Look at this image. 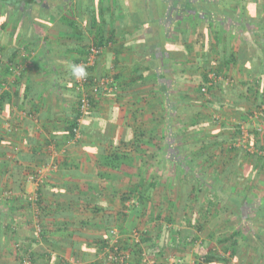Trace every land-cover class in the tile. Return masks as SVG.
Here are the masks:
<instances>
[{
    "label": "crops",
    "instance_id": "crops-1",
    "mask_svg": "<svg viewBox=\"0 0 264 264\" xmlns=\"http://www.w3.org/2000/svg\"><path fill=\"white\" fill-rule=\"evenodd\" d=\"M249 1L264 5V0ZM183 3L181 0L178 5ZM193 7L200 11L203 2L195 0ZM19 8L13 1L0 0V93L7 91L10 95L0 105V264H19L14 248L18 242L35 253L33 264H85L82 221L92 225L84 228L85 234L102 236L106 230L116 228L118 237L125 239L128 231L125 223L130 211L125 210L120 198L128 185L133 187L134 184L125 175L110 179L97 176L96 150L103 147L107 139L113 140L116 150L133 155V171L142 174L145 185H149L151 176L158 175V187L152 195L162 204L158 208L160 224L169 221L167 227L171 230L172 222L182 226L186 222L189 227H181L183 229L176 232L182 241L197 233L204 240L206 251L228 258L227 262L213 264H264L263 226L248 222L243 216L230 218V211L219 214L217 209L207 205L211 212L206 215L202 212V216L195 214L201 219L198 223L190 218L195 199L188 200V194L182 193L191 178L187 173L200 171L196 175L199 180L213 184L222 168H228L235 158L233 154L226 157L231 146L228 142L213 149L215 142L229 135L224 128L236 123L233 107H229L228 99L220 97L218 90L206 93L204 100L198 102L189 93L196 88L193 85L200 79L198 74H194L193 69H186L185 75L182 73L186 63V67L188 63L199 65L196 73H200L204 65L225 66L223 52L232 51L237 40L229 29L230 24L220 21L218 29L211 30L210 21L200 12L194 13L196 17L180 13L179 17H171V33H163L150 20V14L153 21L158 20L157 7L150 0H36L29 10ZM82 8L86 11L85 18ZM92 9L110 15L109 24L103 25L101 18L97 19L102 39H93L97 30L90 29ZM12 10L17 11V20L11 18ZM69 22L76 27L72 28ZM185 26L192 30L189 42L184 43ZM93 42H102V51L94 63L84 66L87 49ZM205 42L207 49L203 48ZM240 48L243 60L256 54L245 45ZM12 61L23 66L15 93L10 73L5 72V66ZM79 64L85 70L90 69L95 77L112 75L116 79L117 97L100 99L92 114L81 119L80 135L72 141L68 123L78 113L80 92L71 72ZM155 73L160 83H164L163 74L172 73L164 80L170 88L169 97L161 93L151 96L157 87L150 86L146 78L153 79ZM227 73L235 76L237 70L230 69ZM206 101L207 108H201L203 111L183 109L202 106ZM219 102L223 105L220 110ZM199 119L207 124L206 128L199 125ZM82 124L88 128L85 132H82ZM198 139L210 140L211 146L191 147ZM187 146L189 156L185 153L178 156L181 165L174 159L167 160L168 153L177 149L182 152ZM209 154L215 155L217 161L201 157ZM15 161L24 165L35 163L38 167L48 163L56 165V171L47 173L40 188L42 211L37 213V218L34 210L21 199L16 200L20 193L11 194L13 182L8 177V168L15 166ZM236 166L245 178L250 169L248 162L239 160ZM263 182V176L257 174L251 183L257 187L252 186L253 192L246 198L250 206L264 192ZM25 190L31 188L26 186ZM204 216L207 219L203 221ZM107 218L112 223L106 222ZM36 219L41 227L40 235L35 232ZM193 224L200 225L201 230ZM130 226L133 227V222ZM236 230L240 237L232 248L234 256L228 257V242L224 240ZM170 246L173 248V244ZM182 247L175 255L179 264H186L185 259H190L186 248L190 247L187 243ZM74 248L80 250L77 256L71 257L70 251ZM192 256L188 264H195L199 259ZM169 263L172 264L171 260Z\"/></svg>",
    "mask_w": 264,
    "mask_h": 264
},
{
    "label": "trees",
    "instance_id": "trees-1",
    "mask_svg": "<svg viewBox=\"0 0 264 264\" xmlns=\"http://www.w3.org/2000/svg\"><path fill=\"white\" fill-rule=\"evenodd\" d=\"M150 1L153 5H156L158 17L157 21H153V14H150V20L153 23L155 22L157 30L159 29L163 33L165 31L168 34L171 33V28L173 26V22L171 21L172 15H174V17H179L180 13H185L186 15L193 14V16L196 17L194 13L200 12L201 15L205 16V18H208V20L210 21L208 23V27L211 30H217L219 22L222 21L230 24L229 29L236 35L237 40L236 43H234L235 47L232 49V51L223 52L225 66H222L221 68H214L204 65L202 71H199L200 73H196L199 65L192 64L190 66L188 63L186 67V63L185 66H183L184 71L182 70V73L184 75L187 74L186 69H193L195 70L194 74H198V78H200L199 81L195 85H193L196 88L189 93H192L196 100L198 102H201L202 100H204L203 98L206 93L212 94L216 92V90L220 91V97L222 99H228L229 107H233V114L235 115L236 123H232L231 125H229V127L226 126V128L223 127L225 129L224 131H229V135L226 137L224 136L220 141L215 142V147H213V149H216V147H221V144H226L227 142L228 145H231L230 149L227 150L229 154H227L226 157L233 154L235 158H233L234 160L231 159V164L228 166V168H225L224 166L227 165L223 164V167L225 169L222 168V171L218 173L219 177L216 178V181L213 184L203 183L202 181H200L199 177L196 176L200 171H196L193 173L192 171L190 172V170L187 171L190 172L187 173V175L189 177L191 176V178H189L187 184L183 186L182 193L188 194V200L195 199V201L192 202L195 203L194 207H192V216H195V214L199 215L200 213L198 212V210H200L201 208L202 209L200 211L204 212L205 214H210L211 211L208 207H213L215 210H218L219 214L230 211V218L237 219L239 218V216H243L244 218H246V221H253L254 224L256 223L264 227V192L260 193L258 201L252 206H250L251 204L249 202L246 203V198L250 194V191L253 192V188L255 189L257 187L251 184L255 180L256 175L259 174L264 178V5L251 3L249 0H200V3L203 2V8L200 9V11H197L196 8L193 7L195 0L193 2L191 0H183L184 3L182 4V6L178 5L179 3H181V0ZM30 2L33 4L35 1L31 0ZM84 9L85 8H82L83 18H85L86 12ZM15 12L17 11L12 10L10 16L12 19L15 18V20H17L18 15H16ZM4 13L5 12L3 11L1 14L2 18L4 17ZM98 17L101 18L99 20L103 22L102 24L104 25L109 24L108 19L110 18V15L106 12H103L102 10H91L89 18L90 29L97 30L93 38L94 40L95 37H97L98 39L103 38L102 29L100 30L98 26L99 24H97V22L100 23V21L97 20ZM259 20H261L262 23H260ZM69 24L70 26H72V28L76 27V25H73V22H69ZM185 27H183L182 34L184 43L189 42V37L192 30V28L188 26ZM112 35L113 34L109 33L110 37H112ZM101 44L102 42H93L92 46L101 48ZM240 45H245L251 49H254L253 51L256 54H253L252 57H249L248 60H243V57L240 55ZM203 48L207 49V42L204 43ZM88 50L89 47L87 49V52ZM234 68H236L238 76L237 73L235 74V76L227 75V72H229L230 69L233 70ZM5 72L7 75L9 74V69L6 66ZM84 73L85 75H90L88 76V78H86L88 79L87 81L92 84L95 75L88 68ZM169 75H172V73H167L166 75L163 74L161 76L164 83H160V80L157 77L156 73L153 79L149 80V77L146 78L147 82H151L150 86L157 87L156 90L150 93L151 96H158V93L168 95V90L170 88L164 80L165 78L169 79ZM71 76L73 80V70L71 72ZM103 76H111L116 82V79L112 75L104 74ZM21 78L22 75L16 77V79L13 81V93L16 92L15 88L18 84L17 82ZM138 78H140L139 80H142L141 77ZM203 88H206V93L202 91ZM116 92L112 95L96 93L95 95L90 96L88 98L89 107L83 117L85 118L92 114L93 109L96 107L97 102L100 99L117 97ZM189 93L187 92V95ZM9 97V92H1L0 105H2L1 103H3L4 100ZM207 102L208 101H206V103H202V106H185L183 109L188 111L197 108L200 111H203L201 110V108L206 109L207 106L205 105L207 104ZM219 103L221 104V102ZM221 107H223L222 104L220 105V107H218V109L220 110ZM79 116L80 115L78 111L73 120L68 123L69 132H71L74 127H78L79 131L81 130L79 128V124H77ZM199 120L201 121V119ZM243 124L248 127V129H246L247 138L245 143H243L242 141ZM199 125H202L206 128L207 124L201 121ZM86 129H88L87 126L82 124V132H85ZM209 141L210 140L207 139H198V141L196 142L193 141L192 145L190 146L195 147L198 145L200 148H206L208 145H210ZM189 148V146L185 147L182 152H179V149H177L176 151L173 150V152L167 154L166 157L168 159H166L170 161H172L173 159L178 161L180 160L178 156H182L183 153L189 156ZM96 151L98 152H95L97 160V176L101 179H110V177H118L120 175L127 176L134 185L133 187L128 185V189L123 194H121L120 199L122 201L123 207L125 208V205L127 206L130 201H133L131 203V207L127 206L129 207L127 210H133L136 217H138L140 220V216L142 215L143 217L147 218V222H154L153 227L156 228V231L152 232L148 229H144L141 233V228L134 225L136 223L135 220L133 222V227L135 226V229L132 231V233H137L136 241L134 237L132 238L131 235H128L125 239L116 238L114 236L117 230L116 228H111L109 231L106 230V232L102 236L93 237L91 235L85 234V232L83 231L84 228H86L87 226L91 227L92 225L82 221V253L85 264H87V262L88 264H147L146 262H144L145 255L143 254V251L141 249L142 244H152L155 246L154 249H152L151 253L153 257L152 261H154V264L169 263L170 257L166 256V254L169 255V251H172V249H174V251L183 250L182 246H184L187 242L191 243L194 238H189L190 235H188L186 242L182 241V238L179 236V234L173 233L171 230H169L166 224H163V222L161 225L155 224L156 221L161 220V217H159V214L157 212H145V210L149 208L153 209V211H157L158 208L161 207L160 205H162L156 202L152 195V191L158 187V175L156 174L154 177L151 176L149 185H145L144 179L141 178L142 174H140V172L136 170L133 171V155L130 157L128 154L120 152L121 150H116L113 147V140L111 141L107 139L104 143V146L100 149H97ZM201 157L205 160L208 159L207 161H217L215 155H201ZM239 160H245L246 162L251 164L249 165L250 169L247 172L245 178L243 177L244 174L239 173V171L236 169V164H238ZM177 163L181 165V161H178ZM14 165L15 166H10L8 168V177H11L13 182V186L11 187L12 193H10L14 196L15 193H20L21 196L17 197L16 200L21 199L20 201L23 202V204H26L33 210V208L30 206L31 204L28 203L25 199V175L26 171H28L29 168H35L38 167V165H36L35 163H33L32 165H24L19 161H15ZM189 167L190 165L187 167V169ZM214 170L217 174V169L214 168ZM146 174H149V172H146ZM216 174L213 175L215 176ZM214 176H212V178H214ZM206 192H211L214 195V199L208 201V207H205L204 205H202L201 207L202 197ZM41 209L42 205L39 195L38 201L36 203L37 213H41ZM250 211L252 213H250L251 215L249 214ZM202 218L204 221L205 216ZM105 220L108 223H112L110 218H107ZM199 226H196L197 230H201V227ZM239 237V231L236 230L231 235L227 236V238L224 240L228 242L227 251H230L228 257L234 256V254L232 253V248L236 246V240ZM129 238H131L132 240H130ZM262 239L264 240V238ZM111 241L114 242L112 243ZM85 244H87L88 246L83 248ZM172 244L173 248L170 246ZM202 246L205 248L204 243H202ZM155 249L157 250L156 253H154ZM78 250L80 249H72L70 251L71 257L77 256V252H79ZM30 255L33 264L34 258L32 257L35 256V253L32 252ZM115 259L118 260L116 261ZM227 260V257H224L222 255H214L209 251H206V255L201 259H197V262L195 264H213L214 262L224 263L227 262ZM176 262H178V259L174 262V264H176Z\"/></svg>",
    "mask_w": 264,
    "mask_h": 264
},
{
    "label": "built area",
    "instance_id": "built-area-1",
    "mask_svg": "<svg viewBox=\"0 0 264 264\" xmlns=\"http://www.w3.org/2000/svg\"><path fill=\"white\" fill-rule=\"evenodd\" d=\"M102 51V48H96L94 46H90L88 50V59L87 62L84 64V66H88V64L94 63V59L96 56H98ZM23 56V55H22ZM25 56V55H24ZM82 64H79L75 66L74 68V83L76 87L79 89L80 96L78 98V111H79V119L77 120V124L80 123L81 119L85 115L86 111L89 107V101L88 98L90 96L95 95L96 93H104L106 95H112L117 91V85L114 79L111 76H99L94 77L92 84L89 83L87 80L88 75H85V68ZM6 67L9 69L10 78L12 81L16 79V77H19L21 74V70L23 69V66L20 65L17 62H10L7 63ZM87 77V78H86ZM202 91L206 93V88H203ZM243 129V128H242ZM73 138L72 141L77 140L79 137V129L78 127H74L72 129ZM243 137L242 141L245 143L247 134L246 131L243 129ZM56 171V165L54 164H45L39 167L35 168H29L28 171H26L25 175V182L26 186L30 187V191H26L25 193V199L28 203H30L31 207L34 210V215L37 218V211H36V203L39 198V191L42 187L43 183L45 182V178L48 172ZM133 201H130L128 205H130ZM34 228L37 235L40 234L41 227L39 223L37 222V219L34 221ZM135 241L137 238V233H134L133 235ZM14 248L17 252V257L19 264H32L31 260V253L32 251L28 248L24 247L23 243H16L14 245ZM157 250L154 251L156 253ZM196 252L199 254L200 259L206 255V251L202 245H196ZM116 261L118 259H115ZM148 259L144 260L147 264H151Z\"/></svg>",
    "mask_w": 264,
    "mask_h": 264
},
{
    "label": "rangeland",
    "instance_id": "rangeland-1",
    "mask_svg": "<svg viewBox=\"0 0 264 264\" xmlns=\"http://www.w3.org/2000/svg\"><path fill=\"white\" fill-rule=\"evenodd\" d=\"M243 129L246 131V129H248V127L245 124H243ZM248 165H250V163H248ZM168 193H171V192H168ZM203 199H204V202H203L202 205L205 206V205L208 204V201H211L212 199H214V195L211 192H206L203 195ZM127 206L131 207V204L130 205L127 204ZM127 206L125 205V208H126L125 210H127L129 208ZM191 207H193V206H191ZM145 212H153V213L157 212L158 213V210L157 211H153V209L149 208V209L145 210ZM190 213H192V212H190ZM199 213L200 214L198 216L203 215L204 212L202 213V211H200ZM192 215H193V213L190 214V218L191 219H194L195 221L198 222L199 221L198 217L196 218L195 216L193 217ZM204 215H206V214L204 213ZM174 217H176V216H174ZM140 218H141V220L138 217H136L135 212L133 210L130 211V216H129L128 219H126L127 221L125 223V226H127L126 229H128V231L125 233V235H126L125 238H127L128 235H131L132 238H133L134 233H132V231L135 229V226H138V227L141 228V233L143 232L144 229H148V230H150L152 232L156 231L155 230L156 228L151 226L153 224V222H147L148 221V220L146 221L147 218L143 217L142 215L140 216ZM135 220H136V223L134 224L135 226L133 228H132V226L129 227V224H132V222H134ZM194 220H191V221H194ZM205 220H206V218H205ZM162 222L166 223V226L169 225V222H166V221H162ZM155 224H160V223H159V221H156ZM183 225H185V226H182L178 222H175V223L172 222L170 229H171V231L173 233H176V232H178L177 229H180V230L183 229L181 227H184V229L186 227H189V226H187L186 222ZM197 225L196 224L195 225L193 224V227H196ZM153 226H154V224H153ZM118 235H119L118 230H116V233L114 234V236L116 238H118V239L122 238V237H118ZM190 236H191V238H194V240L191 243L187 242V247H190V248H186V250L188 252V256L190 257V259L189 258L188 259L187 258L185 259V261H186L185 263L186 264L189 263V260H191V257H193L192 255H196V257H199V258L201 257L196 252V245H202V243H204V240L201 238V235H197V233L196 234L193 233V235L191 234ZM129 239L132 240L131 238H129ZM111 242L113 243L114 241H111ZM154 247L155 246L152 245V244H142L141 249H142V251L145 254V259H148V260H151L152 261V258L153 257H152V254L151 253H152V249H154ZM205 251H206V249H205ZM175 254L176 253H175V251L173 249H172V251H169V255L166 254V256L170 257L169 259L171 260L172 264H174V262L177 260ZM151 261H149V262L151 263ZM167 264H171V263H167ZM176 264H179V263L176 262Z\"/></svg>",
    "mask_w": 264,
    "mask_h": 264
},
{
    "label": "flooded vegetation",
    "instance_id": "flooded-vegetation-1",
    "mask_svg": "<svg viewBox=\"0 0 264 264\" xmlns=\"http://www.w3.org/2000/svg\"><path fill=\"white\" fill-rule=\"evenodd\" d=\"M11 1H13V3L15 5L20 6L19 10H22V9L29 10L31 8V5H32V3L30 2L31 0H11ZM34 1H36V0H34Z\"/></svg>",
    "mask_w": 264,
    "mask_h": 264
}]
</instances>
